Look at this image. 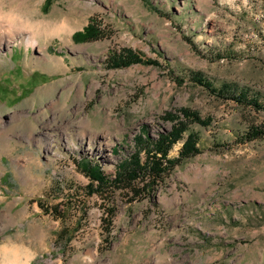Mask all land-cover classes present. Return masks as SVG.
I'll return each mask as SVG.
<instances>
[{
    "label": "rangeland",
    "instance_id": "obj_1",
    "mask_svg": "<svg viewBox=\"0 0 264 264\" xmlns=\"http://www.w3.org/2000/svg\"><path fill=\"white\" fill-rule=\"evenodd\" d=\"M0 8L9 18L0 264H264V137L245 140L264 129V110L191 79L231 84L264 106V0H0ZM91 21L106 37H75ZM19 27L28 34L16 39ZM32 34L41 50L27 46ZM123 50L158 65L112 69L108 59ZM185 108L213 120L185 135L198 134L201 154L154 191L139 180L88 193L84 164L114 178L142 131L157 140L174 125L163 117ZM55 206L67 219L47 213ZM66 228L70 242L57 237Z\"/></svg>",
    "mask_w": 264,
    "mask_h": 264
},
{
    "label": "trees",
    "instance_id": "obj_2",
    "mask_svg": "<svg viewBox=\"0 0 264 264\" xmlns=\"http://www.w3.org/2000/svg\"><path fill=\"white\" fill-rule=\"evenodd\" d=\"M75 37L81 38L83 42H94L106 37V33L97 26L94 21L85 28L84 32H79ZM108 64L112 69L128 68L133 65H158L157 62L146 60L131 50H123L118 56L113 55L108 59ZM191 79L195 83L211 90L217 97L223 98L226 101L232 100L241 106H250L256 111L264 110V106L258 99L250 98L247 91H239L231 84H224L221 88H215L212 83L206 80L201 73H192ZM178 114L167 113L163 119L173 122L172 130L167 134H161L157 140H152L146 132L142 131L137 137L136 150L129 158L122 161L117 168L114 178L106 175L99 164L91 165L86 163L83 165V172L91 180L92 185L87 189L88 193L104 195L108 190H120L122 188H130L139 180L146 183V188L149 192L164 182V179L169 172L180 165L184 161L201 154L199 148L200 138L196 133H190L185 139V135L190 132V126L193 124L202 127L211 126L213 120L211 118L204 119L198 112L191 109H182ZM264 137V129L255 127L246 138L248 141L256 140ZM184 140V145L181 149L179 158H169L173 147ZM143 153L146 155L143 160ZM138 193H140L138 191ZM57 206L53 207L52 212L58 219H67ZM75 231L71 233L70 229L66 228L57 233V237L70 242L74 237Z\"/></svg>",
    "mask_w": 264,
    "mask_h": 264
},
{
    "label": "bare ground",
    "instance_id": "obj_3",
    "mask_svg": "<svg viewBox=\"0 0 264 264\" xmlns=\"http://www.w3.org/2000/svg\"><path fill=\"white\" fill-rule=\"evenodd\" d=\"M9 18H7L6 16L3 18V19H0V46L1 45H4L6 48L8 47V45H9V40L6 38V33H4L3 34V32L1 31V30H3L4 28H5V23L7 24V22L9 23V20H8ZM11 20V19H10ZM13 21V20H12ZM7 25H9V24H7ZM9 28L11 29V28H13V26H9ZM19 28H21V29H19ZM18 29H16V30H13V31H17V32H19L18 33V36H17V38L16 39H18V38H23V37H25V35L26 34H28L27 33V31H25V29H22V27H19ZM24 28V27H23ZM12 30V29H11ZM33 35V37L32 36H29V37H27V41H26V43H27V46H31V47H35V48H38V49H42V46H41V43H40V40L38 39V38H36V36H34V34H32ZM25 39V38H24ZM23 39V40H24ZM22 40V41H23ZM13 42H16V41H14L13 40ZM12 43V42H11ZM22 43V42H21ZM20 43V44H21ZM8 49V48H7ZM1 50H4V49H1ZM49 62V64L50 63H52L53 61H51V60H49L48 61Z\"/></svg>",
    "mask_w": 264,
    "mask_h": 264
},
{
    "label": "clouds",
    "instance_id": "obj_4",
    "mask_svg": "<svg viewBox=\"0 0 264 264\" xmlns=\"http://www.w3.org/2000/svg\"><path fill=\"white\" fill-rule=\"evenodd\" d=\"M6 15L7 13H4L2 8H0V19H3Z\"/></svg>",
    "mask_w": 264,
    "mask_h": 264
},
{
    "label": "crops",
    "instance_id": "obj_5",
    "mask_svg": "<svg viewBox=\"0 0 264 264\" xmlns=\"http://www.w3.org/2000/svg\"><path fill=\"white\" fill-rule=\"evenodd\" d=\"M14 57V56H13ZM18 57V56H17ZM5 88V87H4ZM22 96V95H21Z\"/></svg>",
    "mask_w": 264,
    "mask_h": 264
}]
</instances>
